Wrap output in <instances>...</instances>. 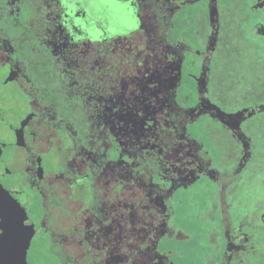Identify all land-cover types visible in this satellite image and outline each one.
Wrapping results in <instances>:
<instances>
[{
    "label": "flooded vegetation",
    "instance_id": "af4514ba",
    "mask_svg": "<svg viewBox=\"0 0 264 264\" xmlns=\"http://www.w3.org/2000/svg\"><path fill=\"white\" fill-rule=\"evenodd\" d=\"M260 42L264 0H0L28 264H264V61L236 52Z\"/></svg>",
    "mask_w": 264,
    "mask_h": 264
},
{
    "label": "water",
    "instance_id": "95a60500",
    "mask_svg": "<svg viewBox=\"0 0 264 264\" xmlns=\"http://www.w3.org/2000/svg\"><path fill=\"white\" fill-rule=\"evenodd\" d=\"M9 194L0 184V204L4 216L3 228L5 230L6 244L3 247L6 249V255H0V264H28L27 250L32 239L31 227L25 224L27 219L26 211L20 206L11 207L7 204ZM16 238L14 243L10 238ZM14 245V247H12ZM3 252V249H0ZM1 254V253H0Z\"/></svg>",
    "mask_w": 264,
    "mask_h": 264
},
{
    "label": "rangeland",
    "instance_id": "374dc122",
    "mask_svg": "<svg viewBox=\"0 0 264 264\" xmlns=\"http://www.w3.org/2000/svg\"><path fill=\"white\" fill-rule=\"evenodd\" d=\"M249 14H250L249 11L245 12L244 18L239 20L237 30L234 33L235 36H245V37H248V38L252 36L247 30L248 27L252 24V22H249ZM243 46H244V48H243ZM250 46H252L253 48H249ZM245 48H248V51ZM250 49L253 50L252 54H253V56L255 55L254 57H256L257 54L259 53L258 55L260 56L261 60L264 61V42H260L259 44H256V45H254L253 43L244 44V45L243 44L242 45H238V48H237L236 52H238L240 54H246L247 52H249ZM246 58H248V56L241 58L240 61L244 60ZM226 62H230V60H227ZM249 69H250L249 67H247L245 69L246 73L241 71V77L245 76L244 78H246V76H247V78H248L249 74H250ZM233 70L234 69H232V71ZM250 78H252V77H250ZM261 98H262L261 94H256L253 97L252 96H250V97L247 96L244 99V103H254L255 100H257L256 102H258V101H260ZM244 103H242V104H244ZM224 108H228V109L230 108V110H232L233 106H229V107L224 106ZM233 110H235V109H233Z\"/></svg>",
    "mask_w": 264,
    "mask_h": 264
},
{
    "label": "snow or ice",
    "instance_id": "6c2138e0",
    "mask_svg": "<svg viewBox=\"0 0 264 264\" xmlns=\"http://www.w3.org/2000/svg\"><path fill=\"white\" fill-rule=\"evenodd\" d=\"M135 115L139 117L141 113L136 112ZM3 224H4V216L2 211V204H0V242H2L5 237V230L3 228Z\"/></svg>",
    "mask_w": 264,
    "mask_h": 264
},
{
    "label": "bare ground",
    "instance_id": "6f19581e",
    "mask_svg": "<svg viewBox=\"0 0 264 264\" xmlns=\"http://www.w3.org/2000/svg\"><path fill=\"white\" fill-rule=\"evenodd\" d=\"M10 240H12L14 243L16 242V238L15 237L10 238ZM3 245H4V243L0 242V249H3V252H0L1 256H5L7 254L6 251H5L6 249L3 247ZM12 247H14V245Z\"/></svg>",
    "mask_w": 264,
    "mask_h": 264
}]
</instances>
